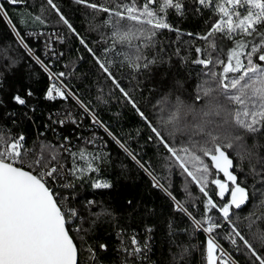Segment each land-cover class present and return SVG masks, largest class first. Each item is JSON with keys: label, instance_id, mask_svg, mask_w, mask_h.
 <instances>
[{"label": "snow or ice", "instance_id": "snow-or-ice-1", "mask_svg": "<svg viewBox=\"0 0 264 264\" xmlns=\"http://www.w3.org/2000/svg\"><path fill=\"white\" fill-rule=\"evenodd\" d=\"M0 13V264H264V0H0ZM71 39L85 71L79 49L55 46ZM129 108L136 126L116 129ZM135 176L156 199L117 210L104 192ZM102 225L111 248L93 240Z\"/></svg>", "mask_w": 264, "mask_h": 264}, {"label": "trees", "instance_id": "trees-1", "mask_svg": "<svg viewBox=\"0 0 264 264\" xmlns=\"http://www.w3.org/2000/svg\"><path fill=\"white\" fill-rule=\"evenodd\" d=\"M70 2V0H69ZM7 6V5H6ZM67 7V5H66ZM9 14L12 16H16L18 13H25V9L20 8V7H8ZM69 15L73 16V22L74 25L77 26V30L81 33V35H84L87 40L90 42L98 40V36L95 33H92L91 35L86 33L85 27H81V16L80 14H73L71 12V9H69ZM0 16H3V13H0ZM199 21L193 20V19H188L187 21H178V26H180L184 30H189L191 29L192 31H198L199 30ZM11 25L5 26V23L3 21H0V38L4 37L7 35V28H10ZM41 41L44 39L43 37L40 38ZM161 39H171L175 40L176 36L174 33H168L166 30L164 31L163 36ZM184 39H187V37H184ZM35 46V45H33ZM58 49H64L68 50L69 48L71 49L70 52H68V55L71 59L75 60L77 56V49H79L81 54H84L86 56L85 61L80 65V71H85L86 69L91 67V57H88L86 53H84L83 48L80 47L79 41L76 39H71L69 40L68 44H56L55 45ZM94 46V45H92ZM36 71H39L36 69ZM88 75L91 78H95L96 73L95 71L88 73ZM89 80H85L84 84L82 86V90L84 87H87L89 84ZM35 88H42L44 86V81L42 80L39 84H34L33 85ZM107 92V88L105 89ZM93 95H95V92H93ZM84 99H89V97H84ZM116 109H112V112H115ZM99 115L102 117L104 121L109 120V115L110 114H105L104 112H100ZM136 120V117L134 113L131 111V109H125L124 110V115L120 119V123L116 125V129H123L124 131L129 130L130 128H134L136 125L134 121ZM31 128V125L28 126ZM114 129V130H116ZM102 134V133H101ZM85 135H88V133H85ZM113 152H115V148L113 146L112 148ZM70 164V162H69ZM222 175V174H221ZM110 178L116 179L115 175L111 176ZM181 181L177 180L176 184L180 185ZM129 194L136 195L138 197H143L145 200H155L157 197V193H153L148 189V186L146 183L140 182L139 176L135 177H127V178H121L117 183L116 186L110 190V191H105L104 195L108 198L111 199L113 207H115L117 210L120 209V205L122 204L123 198L125 196H128ZM160 205L164 206L163 210L164 213L167 214V207L166 203L163 199H160L157 201ZM110 230L108 229L107 226H100L97 229V236L93 237V240L99 239V242L103 243H108L110 248L117 242L114 236H109ZM105 236H109V239H105ZM202 239V237H201Z\"/></svg>", "mask_w": 264, "mask_h": 264}]
</instances>
